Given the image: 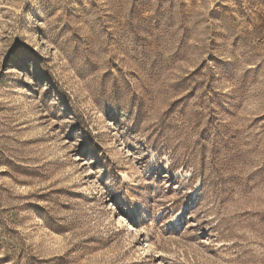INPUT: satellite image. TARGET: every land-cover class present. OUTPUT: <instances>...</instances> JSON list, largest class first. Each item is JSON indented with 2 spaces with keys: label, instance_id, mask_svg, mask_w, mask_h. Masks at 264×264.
<instances>
[{
  "label": "rangeland",
  "instance_id": "obj_1",
  "mask_svg": "<svg viewBox=\"0 0 264 264\" xmlns=\"http://www.w3.org/2000/svg\"><path fill=\"white\" fill-rule=\"evenodd\" d=\"M0 264H264V0H0Z\"/></svg>",
  "mask_w": 264,
  "mask_h": 264
}]
</instances>
